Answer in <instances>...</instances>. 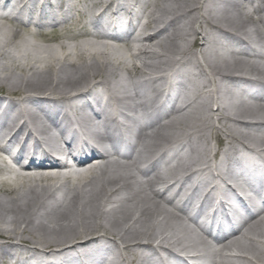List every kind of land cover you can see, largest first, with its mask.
Returning <instances> with one entry per match:
<instances>
[{
  "label": "bare ground",
  "instance_id": "bare-ground-1",
  "mask_svg": "<svg viewBox=\"0 0 264 264\" xmlns=\"http://www.w3.org/2000/svg\"><path fill=\"white\" fill-rule=\"evenodd\" d=\"M14 1L26 12L10 0L0 5V109L14 113L7 122L18 126L0 135V264H25L32 255L70 264L82 256L86 264H152L163 261V252L212 264H264V207L241 212L243 223L212 244L174 203L187 181L193 184L186 202L194 191L206 187L211 195L235 182L237 167L261 172L264 0ZM37 2L51 6L50 14L37 18L28 8ZM84 16L122 45L84 30ZM113 16L127 19L129 31L113 30ZM32 25L38 30L23 37ZM170 83L185 93L182 105L156 108L125 157L101 151L88 160L84 140L74 151L81 152L75 168L45 155L40 165L29 161L18 170L1 157L11 136L30 137L42 149L55 145L63 160L68 153L53 127L66 132L75 121L77 131L90 122L91 139L104 130L115 134L119 116L132 120ZM87 107L100 121H89ZM213 141L222 146L220 156ZM137 164L145 166L139 174Z\"/></svg>",
  "mask_w": 264,
  "mask_h": 264
},
{
  "label": "rangeland",
  "instance_id": "rangeland-1",
  "mask_svg": "<svg viewBox=\"0 0 264 264\" xmlns=\"http://www.w3.org/2000/svg\"><path fill=\"white\" fill-rule=\"evenodd\" d=\"M254 4H257V1H253V4L250 3V4H248L247 6L250 7V8L252 9V7H253ZM84 17H85V16H84ZM84 17H82V19H83ZM145 20H146L145 17H143V18L141 19V22L143 23ZM139 21H140V20H138L137 22H139ZM125 30L129 31V27H128L127 29H125ZM22 35H23V37H24V36H27V35H25V34H22ZM37 38L40 39V43L43 44V45L46 44V43H53V42H47V41H46L44 38H42V37H37ZM113 43H114V44H117V45H120V44H119V41H113ZM121 45H122V44H121ZM121 45H120V46H121ZM215 143H216V142H215ZM213 146H215V145H213ZM184 153H185V152H180V155H182V154H184ZM207 262L210 263L211 261H207Z\"/></svg>",
  "mask_w": 264,
  "mask_h": 264
}]
</instances>
